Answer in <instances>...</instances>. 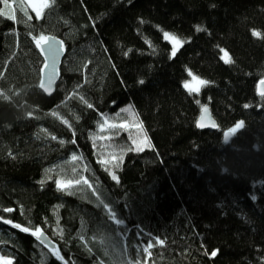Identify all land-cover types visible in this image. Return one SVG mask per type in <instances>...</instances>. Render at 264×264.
<instances>
[{
    "label": "trees",
    "instance_id": "1",
    "mask_svg": "<svg viewBox=\"0 0 264 264\" xmlns=\"http://www.w3.org/2000/svg\"><path fill=\"white\" fill-rule=\"evenodd\" d=\"M47 36L64 51L50 96ZM263 79L264 0H47L39 17L0 0V256L264 264Z\"/></svg>",
    "mask_w": 264,
    "mask_h": 264
},
{
    "label": "water",
    "instance_id": "2",
    "mask_svg": "<svg viewBox=\"0 0 264 264\" xmlns=\"http://www.w3.org/2000/svg\"><path fill=\"white\" fill-rule=\"evenodd\" d=\"M39 49L44 59L39 89L46 96H50L53 94L59 78L58 69L64 53L62 41L55 36H47L45 41L39 43ZM257 92L259 94L264 93V79L258 83ZM195 124L199 130L216 131L218 128V124L207 106L200 109ZM231 137L232 132L225 131L222 135L223 142L227 144ZM37 240L48 249L55 247L53 241L44 232H42V236L37 235Z\"/></svg>",
    "mask_w": 264,
    "mask_h": 264
},
{
    "label": "rangeland",
    "instance_id": "3",
    "mask_svg": "<svg viewBox=\"0 0 264 264\" xmlns=\"http://www.w3.org/2000/svg\"><path fill=\"white\" fill-rule=\"evenodd\" d=\"M20 1H21V3H23V6L27 10V12H29L30 14H33L36 17H39L41 15L44 7L47 5V0H20ZM10 7L11 6L9 4L8 7L5 9V11L7 13L10 12L9 11V10H11V9H9ZM164 38H165V35H164ZM165 39L169 40L170 42H172L174 44L173 45L174 49L176 48V45L178 43H180L179 40H177L176 38H174L170 34H169V38H165ZM41 41H45V39H42ZM225 53L226 52L223 51L224 57H225ZM200 82H201V80L197 76L189 75V78L185 79L183 81V87L190 92H196L199 89V87L201 86ZM185 85H187V87ZM193 89H195V90H193ZM233 129H235V127ZM233 129H229V130L232 131ZM0 263L1 264H12V262L9 258H5V257H1V256H0Z\"/></svg>",
    "mask_w": 264,
    "mask_h": 264
},
{
    "label": "snow or ice",
    "instance_id": "4",
    "mask_svg": "<svg viewBox=\"0 0 264 264\" xmlns=\"http://www.w3.org/2000/svg\"><path fill=\"white\" fill-rule=\"evenodd\" d=\"M201 29H197V31H200ZM254 34H256V33H254ZM164 35H165V38H169V34L168 33H164ZM41 39H43V37H41ZM50 51H51V49H50ZM175 54V52H173V55ZM125 55H127V53H125ZM225 56H227V53H225ZM223 58V57H222ZM226 63L227 62H230V59H228V60H226L225 61ZM141 83H143V81H141ZM201 84H205V83H207L206 81H201L200 82ZM186 87H187V85H185ZM193 90H195V89H193ZM262 94V96H264V93H261ZM89 107H91V105H89ZM245 107H247V105L245 106ZM199 126V125H198ZM242 126V122H240L238 125H237V128H239V127H241ZM233 131H235V129H233ZM113 179H116V177L114 176L113 177ZM85 183H87V181H85ZM7 211H11V209H8ZM14 227H17V228H19L20 226L19 225H13ZM23 231H29L28 229H22ZM33 235H37V234H40V236H42V232H41V229L40 228H36L35 229V232L34 233H32ZM39 238V237H38ZM161 243H162V241H161ZM53 254L55 255L56 253H55V251L53 252ZM212 255L213 256H215L216 255V253L215 252H213L212 253Z\"/></svg>",
    "mask_w": 264,
    "mask_h": 264
}]
</instances>
